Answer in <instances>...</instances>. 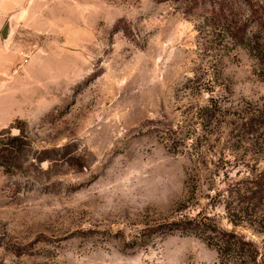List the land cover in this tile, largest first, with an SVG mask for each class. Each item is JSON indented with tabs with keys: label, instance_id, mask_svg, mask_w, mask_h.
<instances>
[{
	"label": "rangeland",
	"instance_id": "rangeland-1",
	"mask_svg": "<svg viewBox=\"0 0 264 264\" xmlns=\"http://www.w3.org/2000/svg\"><path fill=\"white\" fill-rule=\"evenodd\" d=\"M187 3L34 0L12 15L0 57V264H223L206 232L166 226L186 216L264 243L230 220L264 173V121L241 127L264 109V70L242 44L221 75L208 68L197 27L207 10ZM215 74L226 117L203 137L211 93L195 84ZM188 130L184 144L169 136Z\"/></svg>",
	"mask_w": 264,
	"mask_h": 264
},
{
	"label": "trees",
	"instance_id": "trees-1",
	"mask_svg": "<svg viewBox=\"0 0 264 264\" xmlns=\"http://www.w3.org/2000/svg\"><path fill=\"white\" fill-rule=\"evenodd\" d=\"M239 2L241 9L237 11L227 2L225 3V0H188L187 3L189 6L204 5L207 10L203 21L197 27L204 51L213 57L208 68H217L215 71L219 72V75H221V70L218 69V63L236 44L246 45L250 51L254 52L264 70V4L257 0H239ZM214 76L208 77L205 82L199 79L195 84L196 89L207 90L211 93L206 103L200 108L207 120V123L203 125V137L208 136L205 126L213 125V128L209 130L211 132L217 129L218 124L226 117L222 101L228 98L226 95H214L216 85L223 82L219 76L216 74ZM200 116H202L201 113ZM261 119L263 122L264 109H254L247 115L245 112L241 127L246 132H253L257 129V124ZM202 120H200L201 123L204 122ZM168 127V131H176L172 124ZM169 136L176 145L184 144L191 138L192 132L188 130L182 134ZM19 139L20 136L12 138L13 141ZM258 179V183L254 178L251 179L253 184L247 186L242 193L241 202L243 204L240 207L242 210L235 209L230 220L234 225L246 222L254 230L264 232V183H262L264 173ZM166 226L195 233L206 232L208 243L217 250L219 260L223 264H264V243L261 244L236 229L224 228L217 222L206 221L198 216H186Z\"/></svg>",
	"mask_w": 264,
	"mask_h": 264
},
{
	"label": "crops",
	"instance_id": "crops-1",
	"mask_svg": "<svg viewBox=\"0 0 264 264\" xmlns=\"http://www.w3.org/2000/svg\"><path fill=\"white\" fill-rule=\"evenodd\" d=\"M34 0H0V57L4 52V37L2 36V29L8 20L12 22V15L17 14L19 10L27 9L29 7V3ZM13 27V26H12ZM12 36V32L10 36L7 38L10 39Z\"/></svg>",
	"mask_w": 264,
	"mask_h": 264
},
{
	"label": "water",
	"instance_id": "water-1",
	"mask_svg": "<svg viewBox=\"0 0 264 264\" xmlns=\"http://www.w3.org/2000/svg\"><path fill=\"white\" fill-rule=\"evenodd\" d=\"M12 32L11 20H8L2 29V36L7 39Z\"/></svg>",
	"mask_w": 264,
	"mask_h": 264
}]
</instances>
